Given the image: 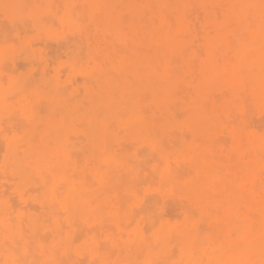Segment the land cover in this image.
Returning <instances> with one entry per match:
<instances>
[{"label": "rangeland", "instance_id": "obj_1", "mask_svg": "<svg viewBox=\"0 0 264 264\" xmlns=\"http://www.w3.org/2000/svg\"><path fill=\"white\" fill-rule=\"evenodd\" d=\"M33 1H34V3H36L35 7L37 5L40 7H43V8H46L48 6L50 8V14H48V15L42 14V15H40L42 17L38 16V17L34 18V16H33L34 15L33 14L34 8H33V9H29V11L32 10V13H31L32 15L30 16L28 13V18L27 17L24 18L25 14H27V12H28V11H26L23 13V15L22 14L19 15V19L21 17L22 20L21 19L19 20L18 16H17L14 19V21H12V18H10L7 14H4L3 12H1L2 10L0 11V31L3 30L2 32H0L1 33L0 34V42L2 43V44L0 43V68H1L0 69V127H1L0 128V156H1L0 157V213H1L0 219H3L4 221L8 220L10 222L13 221L12 224H16L18 222L17 217L21 214L20 219L22 221L20 220L19 227H20V230L22 231L23 235H29V233H36L34 236L37 235L36 240H38V242L34 238V241L36 242L35 244L37 245V243H39L38 245H40L41 249H43V248H45V249H44L43 254H42V252L40 253L41 256H39V257H41V258L38 260L37 255L39 254V250H41V249H39V246H37L39 250L38 249H36L37 251L35 250V252H34L36 254L35 258L33 257L34 254L32 255V257H31L32 263L36 259V260H38L37 261L38 264H42L41 262L39 263V261L40 260L42 261L45 259L44 262H46L48 264H61V263H63V264H79V263L80 264H91V263L92 264H110V263L111 264L112 263L119 264L120 263L119 261H121L120 260L121 256H124V254L126 252H130L129 250L134 251L137 247H139V242L137 240H130V235H129L130 232L133 233L134 231H136L138 234H142L145 239H149L150 237L152 239L158 233V231L161 228V225L163 223H167L170 226H171V224H172V226H180V224L182 223L181 221L186 220V218H190V215L194 219L195 225L197 228L203 229L204 231L208 230L207 225L201 221V218L203 216V212L200 210L199 206H197L195 204L193 205L192 202H189L187 197H186V194H185L186 193V190H185L186 185L189 184L193 180V178L195 177L194 170H196L197 166H199L203 162H205L206 158L207 159L208 158L210 159V157H211V159L213 158L212 160L210 159V162L215 163V165H216L215 172L219 173L218 174L219 179L221 177L224 178L225 175H227L225 178L228 177L227 178L228 181L226 179H223V178L218 180V183L216 184V186L219 184L220 185L230 184V182L232 184L233 181L231 180V178L233 177V175H235L236 170H237V172H239L240 169L244 167L243 173L240 171L241 172L240 178L244 181L245 187L243 188V190L247 191V192H244V196L249 194V191H248V187L250 185L249 181L252 178L256 177L253 174H256V173L258 174V171H256L255 173L252 172L251 176L252 175L253 176L252 177L250 176V178L248 177L251 173L250 169L253 168L252 158H253V151H254V147L251 145L249 139L254 134H264V103H259V102L255 101L254 99L250 98L249 93L245 90L240 91V94H243V96L242 95L240 96L239 92H235V91H231V90H228L227 92H224L225 90L221 91L222 87H216V88H200L199 87L200 83L202 81V76H201L202 65H200V64H203L202 63L203 60H205L207 57V49L206 48L208 46L207 41L204 42L203 40H206L204 38L206 37L207 34L215 35V33H216L215 30H216L217 26L214 25V22L217 23V22L222 21V19H223L222 14L227 12V9L230 6L228 4H227L228 6H226L225 3H227V2L229 3V1H226V0H224L223 2L221 0L216 1L217 3L222 2V4H225L224 5L225 8H222L223 5L222 6H220L219 4L217 5L215 0H177V1L170 0L169 3L172 2L173 4L169 5V3H167L165 6H164V4H161L157 0H153L154 6H151L152 4L150 5V0H127V1L125 0L126 2L125 1L123 2L122 0H120L121 2H123L121 5L119 4V2H120L119 0H110L116 6L114 8L115 10H113V11H115V12H113L114 15H118L119 18L121 17L120 22L123 21L121 19H123L125 17L128 18V20H127V18L125 19V21H127V22H125L126 25H125L124 21L121 23V25L119 22L120 26H118V29H119L122 36L125 35L124 39L126 38L125 42L128 44L127 46L131 50H133V53L136 55L135 56V63H136L137 68L139 67L141 71L139 72L138 71L139 68L138 69L136 68V70L134 72L129 71L127 73L128 74L127 77L123 78L120 75L121 72L118 73V72L114 71L115 74H113V70H111L112 72L110 70H107L106 73H108V74H105L106 78H104L103 80H106L108 85H109L107 88V91H106V97H107V103H108L106 105V107H108V108H106L105 105H103V103L101 104L97 100L90 98L88 96L89 90H92V89L96 90L94 88H96L97 83L99 81V79H95L96 75H97V72L95 69V62L97 61L98 56L95 55L92 57L91 55H93V54H90V52H88L89 50H91L92 47L94 48V46L97 45V42L99 44V41L97 40V38H95V37H97L96 36L97 35V29L96 28L97 27L95 26L96 27L95 28L91 23L87 22V25H86L87 33H85V31H84V33H82V34L80 32L79 35L78 34L73 35L72 33H76V31L73 32L72 31L73 29L69 28L70 26L68 27L67 25L63 24L58 18L59 14H60V10L62 8L61 7L62 5L59 2L62 1L61 3L63 4V0H33ZM199 1H200V3H199ZM230 1H233V0H230ZM175 2L177 4L179 2V5L174 4ZM117 3L120 5V7H119V5H117ZM185 3H187L189 5L186 6ZM210 3H213L210 6L212 9L209 8ZM146 4L147 5L149 4V5L146 6ZM214 4H216L217 6H215ZM167 5H168V7H166ZM174 5H177V6L175 7ZM204 5L206 6V8L208 7V9H205ZM163 6L166 8H164ZM171 6H174V7H171ZM178 6L181 8V9H179V11H178ZM188 6L190 8L191 7L192 8L190 9V8H188ZM219 6H220V8H218ZM130 7L133 9L132 11H131ZM150 8H153V9L155 8V9L152 10ZM170 8L171 9L173 8L172 11ZM174 8H176V9L174 10ZM193 8L197 9V10H194ZM213 8H215V9H213ZM58 9H60V10H58ZM216 9H217V11L221 10L220 13H218L219 11L216 12ZM125 11H127V13L129 11H131V13H129V17L127 16V13ZM175 11H176V13H175ZM189 11H191L192 13L191 12L189 13ZM157 12H158V14H156ZM162 12H164V13H162ZM171 12L174 15L170 14ZM197 12H198V14H197ZM124 13H126V14H124ZM98 14H99V12L97 13V15ZM220 14H221V16H220ZM154 15H156V16L154 17ZM167 15H169L168 18H170L171 23L169 22ZM122 16H123V18H122ZM161 16L163 17L162 19H161ZM172 16H173V18H171ZM217 16H218V18H217ZM219 16H220V19H219ZM30 17H33L35 20L33 18H30ZM43 17H45V18H43ZM205 17H208L207 18L208 21L205 20L206 19ZM41 18H43V19H41ZM142 18L146 19V20H143ZM179 18H182V19L185 18L187 20L186 21L184 19L186 21L185 23H187V24L184 25L183 28L180 30V32H178V34H177L178 35V38H177L178 44L182 48V54H177L175 52H169L165 56L155 54L153 52V50L156 51L157 49L160 48V46L156 40L157 33H159V31L163 27H165V29L163 28L162 30H168V29L171 30L172 27L174 29V27L177 25ZM36 19H38V20H36ZM158 19H159V21H158ZM216 19H219V21L218 20L216 21ZM147 20L151 24V26H150V24L147 23ZM23 22H24V25H26V26L23 25ZM18 24H20V25H18ZM159 24L162 26L164 24V26L160 27ZM174 24H175V26H173ZM210 24H212V25L209 26ZM147 26H149V27H147ZM213 26L214 27L216 26V28H213ZM230 26L233 27L234 24L230 23ZM205 27H206V30H204ZM202 29H203V31H205L204 33L201 31ZM210 29H211V31H210ZM149 30H151L150 35H148V33H150V32H148ZM32 31H34V32H32ZM70 31H72V32H70ZM208 31L212 34L208 33ZM137 32H139V33H137ZM140 32H142V33L140 34ZM181 32L183 35H180ZM24 33L26 35H24ZM152 34H153V36H155L154 37L155 40H153ZM150 36H151V38H150L149 43H150L151 47L154 46V48H153L152 52H150V55H147V54H145V47H144L145 44L143 41L147 40L144 37L149 38ZM5 37H6V39H5ZM88 37H90V38H88ZM93 38L95 39L94 42H93ZM140 38H142V39H140ZM151 39H152V43H151ZM16 40H18V41H16ZM75 41H76V44L80 43V45H81L80 47L83 48V49H81V51H82V55L84 54L83 55L84 58L82 56H80L81 52H78L76 47L73 46V43L75 44ZM139 41H141V42L139 43ZM71 42H73V43H71ZM201 42H204L205 44H203ZM92 43L96 44V45H93ZM156 43H157V45H156ZM33 44H34V46H33ZM42 45H43V47H42ZM191 45L193 46V49H192ZM48 46H49V48H48ZM187 46H190V49ZM200 47H201V49H200ZM84 48H85V50H84ZM72 49H74V51ZM184 49H185V51H184ZM223 49L222 48H219V50L217 49L216 53H215V57L217 56V54H219L218 56H221V57L218 58V56H217L216 58H214L215 61L217 60L216 63L218 64V67H220V68H226V66H228L232 60L234 61V54L232 55L231 52L225 51V49L224 50ZM223 51H225V53ZM183 53H185L186 55ZM190 53L192 54L193 57L191 56ZM201 54H204V57ZM188 55H190V56H188ZM23 56H24V58H23ZM46 56H47V58H46ZM140 56H141V58H140ZM183 56H184L185 60H183L184 59ZM32 57H33V59H32ZM95 57H96V60L93 59ZM170 57H171V59H170ZM176 57H178V58H176ZM202 57H203V59H202ZM165 58H167V59L165 60ZM80 59L83 60V62L78 64ZM168 59H170V62L167 63ZM175 59H177V60H175ZM218 59H220V60H218ZM229 59H230V61H228ZM33 60H34V62H33ZM150 60H153L152 63ZM189 60L191 61V63ZM161 61H162V63H159ZM192 61H193V64H192ZM88 62H90V63H88ZM188 62L190 64H188ZM195 62H197V63L194 64ZM149 63H151V64H149ZM169 63L172 65L169 66ZM35 64H36V66H35ZM152 64L153 65L155 64V66H156V64H158L157 65V67L159 66L158 68L154 66L157 70H155V68H149V66L152 67ZM219 64H220V66H219ZM41 65H42V67H41ZM142 65L143 66L146 65L147 67H144V68L147 70L149 68V70L148 71L146 70L147 72L145 70H143ZM177 65H178V67H177ZM65 66H66V68H65ZM84 66L86 69H84ZM191 66H193V67H191ZM15 68H17V69H15ZM193 68H194V72H193ZM154 70L157 72H154ZM166 70L169 72H166ZM176 70H177V72H176ZM195 70L197 71V73L199 75L197 73H195ZM199 70H200V72H198ZM158 71H161V72H158ZM14 72H16V73H14ZM143 72H146V73H143ZM170 72H171V75H169ZM174 72H175V74H174ZM135 73L138 74L139 75L138 77H140V78L137 79L134 76ZM116 74L118 77L116 76ZM193 74H194V76L196 74L197 75L194 77ZM31 75H33V76H31ZM112 75H114L115 77L114 76L112 77ZM129 75H130V77H129ZM141 75H143L144 78ZM177 75L179 76L178 77L179 79L177 78ZM94 76H95V78H94ZM44 77H45V82H44V79L41 80V78H44ZM169 77H170V79H169ZM171 78H173V79H171ZM131 79H133V81ZM87 81H89V82H87ZM155 82H156V84H154ZM135 83L138 85V87L135 90L140 89L139 92L141 93V94H139L138 91H136L135 94L137 96L134 95V90L131 89L132 87L135 86ZM144 83L145 84L147 83L146 84L147 88H141L140 87L141 86L140 84H144ZM176 84H178V85H176ZM23 85H24V87H22ZM69 87H70V90L68 89ZM180 87H181V92L179 91ZM18 89H19V91H18ZM63 89H64V91H63ZM129 89H131L133 91L131 92V90H129ZM14 90H15V92H14ZM116 90H118L117 91L118 94H116ZM123 90L127 92L128 96L123 95V93H122ZM182 90H184V91H182ZM8 91H9V93H8ZM129 91L131 92V94ZM142 91H144V93ZM160 91H162V92H160ZM55 92H57V93H55ZM145 92H148L149 94H146ZM154 92L155 93L158 92V93H156L157 96L155 95ZM178 92H180L179 93L180 95L178 94ZM221 92H223L222 93L223 96H224V93H226L224 97H226L227 99L224 98L223 96L218 95V94H221ZM52 93H53V95H52ZM74 93L78 96L74 95ZM181 93H182V95H181ZM216 93H218L217 95L219 96V98L216 97L217 95H214ZM171 94L172 95L174 94L175 96L173 95V97H172ZM229 94H230V96H229ZM233 94H234V96H233ZM54 95H56V96L58 95V97L56 98V96L54 97ZM66 95H68V96H66ZM146 95L148 96V98ZM244 95H245V97H244ZM246 95H248V96H246ZM61 96H62V98H61ZM73 96H75V97H73ZM110 96H111V98H110ZM135 96L138 99H142L143 101L136 99ZM178 96H181L180 99ZM196 96H198V97H196ZM174 97L177 99H175ZM214 97H215V99H214ZM54 98H56V99H54ZM169 98H170V100H169ZM182 98H184V99H182ZM208 98H210V99H208ZM238 98H240V99H238ZM146 99H148V100H146ZM236 99L238 100V102H237L238 104L235 102ZM72 100H74V101L72 102ZM86 100L87 101L89 100L91 102L86 103ZM181 100H183V101H181ZM205 100L207 102H205ZM40 101H42V103ZM134 101H137V103H135ZM170 101H171L172 105L170 104ZM227 101H228V103L226 104ZM239 101H241V103H239ZM204 103H205V106H204ZM242 103L244 106L242 105ZM41 104H42V106H41ZM85 104H88V105H85ZM173 104L174 105L176 104V106H177V104L182 105V106H177V107H179V108H177L176 106L174 107ZM183 104H184V107H183ZM200 104L202 106H204L206 109L204 107L202 108V106H200ZM99 105H103V106L101 107ZM130 105L132 106V109H130V107H129V109H130L129 110L128 106H130ZM169 105H171L170 106L171 107L170 112L168 111ZM233 105L235 107H232ZM39 107H40V109H39ZM50 107L52 108V110ZM57 107L60 109V111L58 110L59 113H61V112L63 113L64 109H68L74 114V121L71 125L72 130L69 133V135H71V136H69L68 138H69L70 143H72V145L76 146L77 149L75 150V152L72 153L73 156H72V161H71L70 165L69 164H57V163L51 162V163H39L38 166H34V165H32V162L38 161L40 156H37V155H39L38 151H32L31 148L40 142V137L38 136V134H34L35 136L34 135L28 136L29 135L28 134L29 124H31V123L33 124V121L29 122L30 119L26 115H24L23 111H24V109L26 110V108H27L29 111H31V113L34 117H37L39 115L37 118L33 117V120L35 122L34 124L37 125L40 123V125L42 127V124L44 123L43 121L44 120L47 121V120L51 119V116L53 115V111L54 110L57 111V109H58ZM99 107H100V113L101 114L98 111ZM137 107H139V108H137ZM181 107L184 109H182ZM55 108H57V109H55ZM79 108H81V109H79ZM95 108H96V110H95ZM133 108H136V109H133ZM189 108L190 109L195 108V109L194 110L192 109L193 112L192 111L190 112ZM185 109L187 111L188 110L189 111L186 112ZM215 109H217L218 111ZM228 109H229V111H228ZM131 110H133V111L135 110L136 112H132ZM130 111L132 112V114L134 116L133 118H130V116H132ZM230 111H231V113H230ZM16 112H18V113H16ZM140 112H141V114H140ZM215 112H217V113L221 112L219 115L223 119L221 118V120H220V116L219 117L216 116L218 114L215 115ZM104 113H105V115H104ZM115 113L117 114L116 115L117 117L115 116ZM183 113L186 115H184ZM198 113H201L205 117H207L206 126L203 129H199V130L197 128H195V119H196V115ZM98 114H100L101 116ZM127 114H129V115L127 116ZM148 115H149V117H148ZM210 115H211V117L209 118ZM9 116H11V117H9ZM105 116L107 117L106 119H104ZM56 117H58V115ZM56 117L53 116V119H55L56 121H59L60 120L59 117L58 118H56ZM214 117H216V118H214ZM239 117H241V118L239 119ZM136 119H144V121L146 122L145 127H147V129H149L148 130L149 134H148L147 138L150 142L144 141L141 138V136H139V135L131 134V132H130V127L132 126L131 123ZM227 119L229 120V122ZM159 120H161V121H159ZM216 121H218L217 124H215ZM1 122H2V124H1ZM210 122H212V125ZM91 124H93L94 127L98 130V133L96 134V129H94V131H95L94 133H95V136H97L98 141L95 142L96 143L95 146L90 147V144L86 141L84 131L88 127H91ZM19 125H20V127H19ZM207 125H208V127H207ZM237 125H239V126H237ZM26 126H28V128H26ZM37 126H39V125H37ZM108 126H112V127L108 128ZM122 126H124V128ZM222 126H224V127H222ZM82 127H84L85 129ZM115 127H117V128H115ZM227 127H229V128H227ZM234 127H235V129H234ZM14 128H16L17 131ZM23 128H26V129H23ZM154 128H155V130H154ZM245 128H246V130L244 131ZM211 130H212V133H211ZM221 130H223V131H221ZM3 131H5V132H3ZM108 131L110 132V135H109ZM213 131H214V133H213ZM215 131H216V133H215ZM225 131H226V133H225ZM235 132H237L239 138L237 137V134H235ZM231 133H232V135H229ZM243 133H244V135H243ZM184 135H185V137H184ZM202 135H204V136H202ZM227 135H229V136H227ZM26 136H28V137H26ZM32 136L35 137L34 138L35 140L37 137V139H38V140H36L37 142H35V140L34 141L32 140L33 139ZM24 137H25V141L22 140V142H21V139H23ZM26 138H28V139L26 140ZM52 138L54 139V137H52ZM52 138L49 139L50 140V145H49L50 148H53V150L55 149L57 152L58 151L59 152L65 151L67 149V148L65 149L64 147L55 144V140L53 141ZM206 138H207V140H206ZM55 139H56V137H55ZM220 139H222V140H220ZM223 139H225V140H223ZM17 140H19L20 142ZM79 141H80V143H79ZM135 141H138L137 142L138 144L134 143ZM207 141H209V142L207 143ZM10 142L15 143V145L18 148L20 158H22L21 161L23 162V169H21V172L19 171V173H21V175H19L17 173L13 164L10 161L8 162V160H7L8 158L6 156L8 155L7 154L8 153L7 152L8 151V144ZM51 143H53V144H51ZM181 143H183V144H181ZM236 143L238 145H236ZM240 144L242 145V147ZM112 145H114V146H112ZM18 146L19 147L21 146V148H19ZM213 146H215V148H212ZM226 146H228V147H226ZM236 146H237V149L234 151L233 149H235ZM172 147H174V148H172ZM232 147H233V149H232ZM194 148H196V151H198L200 153L201 159H199L200 157L199 158L191 157V155L195 151ZM239 148H240V150H239ZM109 149H111V150H109ZM213 150H215V151H213ZM217 150H218V152H217ZM24 151L27 152L26 155H24ZM33 153H35V154H33ZM56 153H54V154H56ZM94 153L96 154V158L94 157L95 156ZM213 153H214V156H213ZM218 153H219V155H218ZM54 154L52 156H54ZM75 154H77V155H75ZM226 154H229V155H226ZM215 155H217V156H215ZM241 155H242V157H241ZM27 156L28 157L30 156V157L28 158ZM89 156L92 157V160H90L91 157L89 159ZM250 156H251V158H250ZM26 157L28 158L27 161H26ZM93 157L95 159H93ZM32 158H34L35 160H32ZM216 158L217 159L219 158L223 161L219 162V160L217 161ZM79 159H80V161H79ZM225 159H227V160H225ZM77 160L80 163L77 164ZM196 160H198V162H196ZM232 160L234 162H232ZM227 161H229V162H227ZM235 161H236V164H234ZM206 162H209V161L207 160ZM224 162L226 163L225 166H224ZM220 163L222 165H219ZM52 165H53V167H52ZM193 165H194V167H193ZM236 165L238 166L237 168L240 167L239 170L237 168H235ZM44 166H46V168ZM174 166H176V167H174ZM49 167H51V168H49ZM227 167H228V169H230V167H231V170H230L231 174L227 173L228 172V170H226ZM245 167H246V170H245ZM248 167H250L249 170H248ZM59 168H60V170H59ZM109 168H110V170H109ZM232 169L233 170L236 169L235 172ZM54 170H55V172H54ZM172 170L174 171L173 173H172ZM176 170H177V172H176ZM44 171L46 173H44ZM80 171H81V173H79ZM110 171H112V172L110 173ZM221 172L222 173L224 172L225 174L221 175ZM1 173H4V174L1 175ZM103 173H104V175H103ZM192 173H194V174H192ZM80 174H81V176H80ZM259 174H261V172ZM121 175L123 177H125V179L123 178L121 180ZM241 175H243V177ZM36 176H37V178H36ZM47 176H51V178L47 177ZM69 176H71L72 178H70ZM46 177H47V179H46ZM174 177L176 179H174ZM41 178H43L44 182L41 181ZM68 179H71V180L75 179L76 181L78 180L77 182L82 187H84V185H85L84 188L88 189L87 191H89L92 194L90 199L92 198V199L96 200V198L98 197L97 195L102 194V196L100 195V197H98L96 201H92V199H91L90 202L95 203V202L104 200V202L101 201V202L96 203V204H99V206H101L102 202H103L104 207L107 206V208H105L106 212H105L104 208H103V210H101V211L105 212V213L102 212V214H104V216H102V215L100 216L101 213L98 214V216H97L96 214H94V212H93V214H90V215L85 214V213L80 212V211H73V212H71L72 214L68 213L65 210H62V208L59 207L60 206L59 204L57 205L56 202H58V201L56 199H55L56 202H54V199L52 200L48 197V196H50V189L54 190L56 187H57L55 189V191H57V193L55 192L56 195H58V194H60V196L63 195L65 188H66L65 187L66 181ZM245 179L248 180L247 183H246ZM118 180L120 181L121 184H119L117 186V184L119 183ZM155 180H157V181H155ZM262 180H261V182H262ZM50 181H51V183L49 184L48 182H50ZM146 183H148V184H146ZM64 184H65V186H64ZM97 184H98V186H96ZM115 184H116V186H114ZM46 185H47V187H45ZM88 185L89 186L91 185L92 187L91 186L89 187ZM113 187L115 190L113 189ZM122 187H124V188H122ZM131 187H132V189H131ZM256 187L254 188L255 192H256V190L259 189L260 186H258L257 188ZM28 188H30V189H28ZM20 192H22V194ZM95 192L97 193V195L95 194ZM258 193H260L259 190H258ZM119 194H121V195H119ZM94 195H96L97 197L95 196V198H93ZM8 197H10V198H8ZM46 197H47V199H46ZM111 197H112L113 201H112ZM131 198H133V199H131ZM130 199H131V201H130ZM118 200H120V201H118ZM128 201H130V202L128 203ZM48 202L49 203L51 202L50 206L52 204L53 205L55 204V206L56 205L57 206L55 207L52 205L51 207H53V208H51L50 206H48L49 205ZM163 203H165V204H163ZM43 204H46V206H48V207H45V205L43 206ZM96 204L93 205L91 203V205H93L92 206L93 211H95L97 209L95 207ZM119 204H121V205H119ZM122 205H123V207H122ZM141 205H143V206H141ZM96 206H98V205H96ZM99 206H98V208H99ZM109 207L111 209L107 213V210L109 209ZM50 208L53 209L51 212L52 215H54L53 217H52L51 213L48 212V210ZM184 208H186V209H184ZM46 209H48V210H46ZM139 209H140V211H139ZM246 209H247L246 205H244V204L240 205V210L244 213V215L249 214V216L252 215L251 217H254V215L250 214L249 211L247 212ZM24 210L27 212H25ZM115 210L116 211L118 210V211L115 212ZM217 210L218 209L216 208L215 212ZM12 212H14V213H12ZM112 212L116 213L115 215L117 217L114 214H112ZM145 213H146V215H145ZM43 214L45 217L43 216ZM61 214L63 216H61ZM76 214H77V216H76ZM108 214H110L111 216ZM147 214H148V218L150 217L149 219L147 218ZM10 215H11V217H10ZM48 215H49V217H48ZM257 215H258L257 219L262 218V215H259V214H257ZM34 216H36V217H34ZM37 216L39 217V221L37 220L38 219ZM136 216H137V218H136ZM58 217H59V219H58ZM102 217H105V218H103V220L105 221L103 223V225L108 227V228H105L103 226H101V228H100L99 221L102 219ZM145 217L148 220L147 219L145 220ZM154 217H155V220H154ZM110 218L111 219L115 218L116 220H111L112 222L110 220H108L110 222H107L106 219H110ZM134 218H135V221H134ZM178 218H179V220H177ZM130 219H131V221H129ZM30 221H32V222L36 221V222L31 223ZM37 221L39 223H37ZM113 221H115V223H117L116 226H115V223ZM122 221H123V224H122ZM73 223H75V224H73ZM77 224H79V225H77ZM107 224H109V225L112 224L111 225L112 227L110 228L109 225H107ZM120 224H122V225L120 226ZM97 225H98V227H96ZM30 227H31V229H30ZM38 227H39V230H38ZM118 227H120V228L122 227V229H121L122 231ZM53 228H55V229H53ZM58 228L60 229L59 231H64V232H61L60 234H58L57 233ZM102 228H104V229H102ZM113 230L115 231L114 234H113V232H114ZM13 232H14V234H13ZM218 232H220L219 236L217 235V231H215V234L218 237L221 236L222 240L220 241L219 238H217V237L216 238H217L218 242L219 241L223 242L225 240L224 233L221 229ZM122 233H124V234H122ZM127 233L129 235L128 236L129 239H127L128 237H126ZM44 234H45V236H44ZM5 235H7L8 237L4 236L3 233L0 232V244H1L0 245V259L4 253L8 252L7 249L9 247H10L9 251H11L13 249V245L15 242H13L14 240L12 241V238L15 239V236L17 234L15 233V231H11V232H7ZM122 235H123V238H122ZM39 237H40V240H39ZM113 238L116 240H114ZM112 241H113V243L115 241H117V242H115V245H114L112 243ZM170 241H171V244H170ZM134 242H135V244H134ZM175 242L176 241L174 239V236H171L169 238V244H170L169 245V252L172 255V253H173L172 250L175 249L174 253H173V256H175V257H174V259H171L170 261L171 262L173 261L172 262L173 264H178L177 259H178L179 255H178V252L176 249V243ZM128 243L131 245L133 244L132 247H130L131 245L129 246ZM69 245H70V247H69ZM106 245H108V246H106ZM43 246H45V247H43ZM109 246H110V248H109ZM118 246H120V247H118ZM106 247H107L108 251L110 250L111 254H109L107 252V250L102 251V250H105ZM115 247H116V249H115ZM123 247H125L124 249H126V250H122V251L123 252L126 251V252H124L123 255H121V254L119 255V253H121L119 251V249L120 248L123 249ZM91 249H93L94 251ZM136 251H137L136 253L138 254V252L140 250H136ZM100 252H101V254H100ZM114 252H115V255H114ZM56 253H58L59 255ZM98 253L100 254V256L98 255ZM103 254H104V256H103ZM126 254H128V253H126ZM140 255H137L139 259H141V257H139ZM69 256H71V257L73 256V259H69L68 258ZM106 256H112L111 260L107 259L108 261H105L104 258H107ZM86 258H87V260L85 261ZM33 264H37V263H33ZM159 264H165V263L163 261L162 263H159Z\"/></svg>", "mask_w": 264, "mask_h": 264}, {"label": "bare ground", "instance_id": "obj_2", "mask_svg": "<svg viewBox=\"0 0 264 264\" xmlns=\"http://www.w3.org/2000/svg\"><path fill=\"white\" fill-rule=\"evenodd\" d=\"M120 1V0H119ZM123 2L125 0H122ZM127 1V0H126ZM125 1V2H126ZM159 1L161 4H164V6L169 3L170 0H157ZM177 1V0H175ZM218 1V0H215V2ZM222 2L224 0H221ZM226 1H229V3H225ZM224 3L226 4V6L230 5L229 8L227 9V12H225L223 15V19L221 22H214V25L216 26L213 28H216V33L215 35H209L207 34L206 37L204 39L206 40H203L204 42L207 41L208 43V46H207V57L205 60H203V64H200L202 65V73H201V76H202V81L200 83V88H216V87H222L221 91L222 90H225L224 92H227L228 90H231V91H235V92H239V95L243 96V94H240V91L242 90H245L249 93V96L250 98L254 99L255 101L259 102V103H264V0H233V1H230V0H226ZM54 2V1H53ZM62 1H60L59 3L62 5L60 9V14H59V20L67 25L69 28H72L71 30L74 32L76 31V33H72L73 35L75 34H78L81 32L84 33H87L86 29V25H87V22L91 23L96 29H97V40L99 41V44L97 42V45L96 44H93V45H96L94 46V48L92 47L91 50H87L88 52H90V54H93L91 55L92 57L97 55L98 56V59L97 61L95 62V69H96V72H97V75H96V78L94 76L95 79H99L98 83H97V86L96 90H89L88 92V96L90 98H93L95 100H97L98 102H100L101 104L103 103V105H106L108 104L107 103V97H106V91H107V88H108V83L106 80H103L104 78H106V75L105 74H108L106 73L107 70H113V74H115V72H118L120 73L121 72V77L123 78H126L127 77V73L129 71H132L134 72L137 68L136 66V63H135V54L133 53V50H131L127 45V43L125 42L126 38L124 39V36L121 35L119 29H118V26L121 25V23L125 21V18H122L121 20H123L122 22H120V18L118 15H114L113 10H115L114 8L116 7L115 4L110 1V0H63V4L61 3ZM123 2H119V4L121 5ZM152 2V3H151ZM174 2V1H173ZM191 2V1H190ZM196 2V1H195ZM205 2V1H204ZM222 2H216L217 5L219 4L220 6L223 5L222 8H225V4H222ZM58 3V4H59ZM116 3V2H115ZM133 3V2H132ZM200 3V1H199ZM207 3V2H206ZM54 4V3H53ZM59 4V5H60ZM117 3V5H119ZM152 4V5H151ZM154 2L153 0L151 1L150 0V5L151 6H154L153 5ZM170 4H173L172 2L169 3ZM174 4H177L176 2ZM186 6L189 5L187 3H185ZM205 4V3H204ZM208 4V3H207ZM211 4L213 3H210L209 5V8H211ZM228 4V5H227ZM36 3H34L33 0H0V11L3 12L4 14H7L10 18H12V21H14V19L18 16V19H19V15H23L24 12L28 11L27 14H25L24 18H28V13L29 15L31 16L32 14V10L29 11V9H33V16L34 18L42 15V14H50V8L47 6L46 8H43V7H40V6H36ZM119 5V7H120ZM149 5V4H148ZM146 4V6H148ZM179 5V2L178 4ZM177 5H174L175 7ZM197 5V4H196ZM199 5V4H198ZM215 6H217L216 4H214ZM55 6V5H54ZM150 6V7H151ZM163 6V7H164ZM174 6H171V7H174ZM202 6V5H201ZM208 6V5H207ZM213 6V5H212ZM220 6L218 8H220ZM53 7V6H52ZM59 7V6H58ZM132 7V6H131ZM130 7V8H131ZM168 7V5L166 6ZM164 7V8H166ZM170 7V6H169ZM205 9H208V7L206 8V6L204 5ZM188 8H190L188 6ZM192 8V7H191ZM190 8V9H191ZM152 10H154L153 8H150ZM168 9V8H167ZM171 9V8H170ZM173 9V8H172ZM171 9V11H172ZM176 8H174L175 10ZM179 9H181L179 6H178V11ZM189 9V10H190ZM194 9V8H193ZM192 9V10H193ZM200 9V8H199ZM212 9V8H211ZM215 9V8H213ZM53 10V9H52ZM133 9L131 8V11ZM191 10V11H192ZM194 10H197V9H194ZM131 11H129L127 13V11H125L127 13V16L129 17V13H131ZM168 11V10H167ZM177 11V10H176ZM175 11V13H176ZM188 11V10H187ZM189 11V13L191 12ZM219 11V12H218ZM216 9V12L220 13L221 10H218ZM99 12V16L97 15V13ZM58 13V12H57ZM124 13V14H126ZM148 13V12H147ZM164 13V12H162ZM174 13V12H173ZM192 13V12H191ZM201 13V12H200ZM158 14V12L156 13ZM168 14V13H167ZM172 14V12L170 13ZM169 14V15H170ZM196 14V13H195ZM198 14V12H197ZM202 14V13H201ZM216 14V13H215ZM27 15V16H26ZM148 15V14H147ZM165 15V14H164ZM163 15V16H164ZM167 15V18L168 16ZM174 15V14H172ZM194 15V14H193ZM50 16V15H49ZM150 16V15H149ZM153 16V15H152ZM156 15H154L155 17ZM191 16V15H190ZM195 16V15H194ZM211 16V15H210ZM221 16V14H220ZM220 16H219V19H220ZM42 17V16H40ZM142 17V16H141ZM30 18H33V17H30ZM33 18V19H34ZM45 18V17H43ZM41 18V19H43ZM144 18V17H143ZM142 18V19H143ZM152 18V17H151ZM163 17L161 16V19ZM166 18V19H167ZM173 18V16L171 17ZM206 21L208 17H205ZM218 18V16H217ZM21 19V17H20ZM19 19V20H20ZM169 19V22H170V18ZM185 19V18H184ZM182 19V18H179L178 19V22H177V25L175 26V24L172 27L171 30H162L163 28L165 29L164 24L163 26L159 24L160 27H163L161 28V30L159 31V33H157V37H156V40L160 46L159 49H157L156 51L153 50L154 46L151 47L149 41H150V38H147V37H144L146 38L147 40L143 41L144 42V47H145V54L147 55H150V52H153L157 55H161V56H165L167 53L169 52H175L177 54H182V48L181 46L178 44V32H180V30L183 28L184 25H186L187 23H185L186 21ZM219 19H216V21ZM18 20V21H19ZM22 20V19H21ZM27 20V19H26ZM35 20V19H34ZM38 20V19H36ZM128 20V18H127ZM143 20H146V19H143ZM172 20V19H171ZM184 20V21H183ZM192 20V19H191ZM203 20V19H202ZM159 21V19H158ZM157 21V22H158ZM199 21V20H198ZM26 22V21H25ZM29 22V21H28ZM32 22V21H31ZM30 22V23H31ZM38 22V21H37ZM42 22V21H41ZM119 22H120V25H119ZM145 22V21H144ZM143 22V23H144ZM195 22V21H194ZM15 23V22H14ZM34 23V22H33ZM36 23V22H35ZM40 23V22H39ZM147 23L150 24L147 20ZM171 23V22H170ZM185 23V24H184ZM202 23V22H201ZM204 23V22H203ZM216 23V24H215ZM219 23V24H218ZM230 23L234 24L233 27L230 26ZM38 24V23H37ZM36 24V25H37ZM153 24V23H152ZM157 24V23H156ZM155 24V25H156ZM194 24V23H193ZM20 25V24H18ZM23 25H24V22H23ZM126 25V23H125ZM212 24H210L209 26H211ZM12 26V25H11ZM26 26V25H24ZM55 26V25H54ZM66 26V27H67ZM151 26V24H150ZM208 26V25H207ZM16 27V26H15ZM59 27V26H58ZM89 27V26H88ZM145 27V26H144ZM149 27V26H147ZM195 27V26H194ZM199 27V26H198ZM201 27V26H200ZM21 28V27H20ZM25 28V27H24ZM68 28V29H69ZM143 28V27H142ZM208 28V27H207ZM211 28V27H210ZM212 28V29H213ZM29 29V28H28ZM201 29V28H200ZM209 29V28H208ZM24 30V29H23ZM121 30V29H120ZM123 30V29H122ZM139 30V29H138ZM206 30V27L205 29ZM3 31V30H2ZM0 31V32H2ZM30 31V30H29ZM69 31V30H68ZM70 31V32H72ZM91 31V30H90ZM140 31V30H139ZM203 33L205 31H203V29L201 30ZM211 31V29H210ZM214 31V32H215ZM18 32V31H17ZM34 32V31H32ZM31 32V33H32ZM146 32V31H145ZM148 32V35L151 34V30H149ZM198 32V31H197ZM12 33V32H11ZM139 33V32H137ZM136 33V34H137ZM142 32H140L141 34ZM154 33V32H153ZM208 33H210L208 31ZM1 34V33H0ZM71 34V35H72ZM212 34V33H210ZM24 35H26L24 33ZM72 35V36H73ZM77 35V36H78ZM94 35V36H95ZM145 35V34H144ZM180 35H183L182 32L180 33ZM200 35V34H199ZM203 35V34H202ZM19 36V35H18ZM76 36V37H77ZM140 36V35H139ZM153 36V34H152ZM25 37V36H24ZM143 37V36H142ZM155 36H153V40H155L154 38ZM79 38V37H78ZM90 38V37H88ZM186 38V37H185ZM202 38V37H201ZM6 39V37H5ZM42 39V38H41ZM135 39V38H134ZM142 39V38H140ZM43 40V39H42ZM46 40V39H45ZM77 40V39H76ZM79 40V39H78ZM94 38H93V42H94ZM18 41V40H16ZM44 41V40H43ZM137 41V40H136ZM142 41V40H141ZM139 41V43L141 42ZM47 42V41H46ZM138 42V41H137ZM142 42V43H143ZM204 42H201L203 44H205ZM1 43V42H0ZM10 43V42H9ZM51 43V42H50ZM59 43V42H58ZM73 43V42H71ZM89 43V42H88ZM141 43V44H142ZM151 43H152V39H151ZM196 43V42H195ZM2 44V43H1ZM40 44V43H39ZM42 44V43H41ZM140 44V45H141ZM154 44V43H153ZM48 45V44H47ZM50 45V44H49ZM65 45V44H64ZM69 45V44H68ZM76 45V46H75ZM91 45V44H90ZM137 45V44H136ZM139 45V44H138ZM157 45V43H156ZM34 46V44H33ZM73 46L76 47L77 51L78 52H81V55H82V51L81 49H83L82 47H80V43L76 44V41H75V44L73 43ZM195 46V45H194ZM43 47V45H42ZM89 47V46H88ZM157 47V46H156ZM186 47V46H185ZM189 49H190V46H187ZM192 49H193V46L191 45ZM28 48V47H27ZM49 48V46H48ZM87 48V47H86ZM133 48V47H132ZM184 48V47H183ZM195 48V47H194ZM204 48V47H203ZM219 48H224L225 51H229L232 53V55L234 54V61L226 66V68H220L218 67V64L216 63L215 59L219 54H217V56L215 57V53H216V50ZM26 49V48H25ZM90 49V48H89ZM93 49V50H92ZM138 49V48H137ZM201 49V47H200ZM223 49V50H224ZM48 50V49H47ZM74 51V49H72ZM85 50V48H84ZM25 51V50H24ZM58 51V50H57ZM137 51V50H136ZM185 51V49H184ZM189 51V50H188ZM199 51V50H198ZM222 51V50H221ZM225 51H223L225 53ZM56 52V51H55ZM144 52V51H143ZM191 52V51H190ZM196 52V51H195ZM219 52V51H218ZM47 53V52H46ZM45 53V54H46ZM65 53V52H64ZM141 53V52H140ZM139 53V54H140ZM203 53V52H202ZM223 53V54H224ZM58 54V53H57ZM68 54V53H67ZM185 54V53H183ZM191 54V53H190ZM222 54V53H221ZM50 55V54H49ZM88 55V54H87ZM169 55V54H168ZM167 55V56H168ZM186 55V54H185ZM184 55V56H185ZM197 55V54H196ZM203 55L204 57V54H201ZM142 56V55H141ZM140 56V58H141ZM146 56V55H145ZM144 56V57H145ZM183 56V58H184ZM190 56V55H188ZM192 56V54H191ZM22 57V56H21ZM31 57V56H30ZM153 57V56H152ZM173 57V56H172ZM193 57V56H192ZM202 57V59H203ZM221 56H218V58H220ZM24 58V56H23ZM47 58V56H46ZM45 58V59H46ZM70 58V57H69ZM84 58V57H83ZM178 58V57H176ZM233 58V57H232ZM33 59V57H32ZM44 59V60H45ZM96 60V57L93 58ZM167 58H165L166 60ZM171 59V57H170ZM170 59H168L167 63L170 62ZM189 59V58H188ZM43 60V59H42ZM54 60V59H53ZM73 60V59H72ZM78 60V59H77ZM85 60V59H84ZM155 60V59H154ZM163 60V59H162ZM177 60V59H175ZM182 60V59H181ZM185 60V58L183 59ZM220 60V59H218ZM224 60V59H223ZM76 61V60H75ZM151 63L153 60H150ZM172 61V60H171ZM190 61V60H189ZM230 61V59L228 60ZM31 62V61H30ZM34 62V60H33ZM43 62V61H42ZM41 62V63H42ZM83 60L80 59V61L78 62L79 63H82ZM181 62V61H180ZM222 62V61H221ZM9 63V62H8ZM85 63V62H84ZM90 63V62H88ZM149 63V64H151ZM159 63H162L159 62ZM158 63V64H159ZM182 63V62H181ZM191 63V61H190ZM188 62V64H190ZM197 62H195L194 64H196ZM201 63V62H200ZM224 63V62H223ZM56 64V63H55ZM77 64V65H78ZM86 64V63H85ZM155 66V64L153 65L152 64V67L149 66V68H155L157 67V65ZM174 64V63H173ZM178 64V63H177ZM187 64V63H186ZM192 64H193V61H192ZM221 64V63H220ZM219 64V66H220ZM50 65V64H49ZM54 65V64H53ZM144 65V64H143ZM142 65V69L143 70H147L145 69L144 67H147L146 65L143 66ZM172 65L169 63V66ZM181 65V64H180ZM185 65V64H184ZM199 65V64H198ZM197 65V66H198ZM222 65V64H221ZM18 66V65H17ZM36 66V64H35ZM155 66V67H154ZM161 66V65H160ZM168 66V67H169ZM5 67V66H4ZM42 67V65H41ZM68 67V66H67ZM77 67V66H76ZM159 67V66H158ZM157 67V68H158ZM167 67V68H168ZM178 67V65H177ZM193 67V66H191ZM50 68V67H49ZM66 68V66H65ZM81 68V67H80ZM139 68V67H138ZM137 68V69H138ZM148 68V70H149ZM195 68V67H194ZM194 68H193V72H194ZM1 69V68H0ZM17 69V68H15ZM51 69V68H50ZM84 69L85 66H84ZM88 69V68H87ZM171 69V68H170ZM169 69V70H170ZM184 69V68H183ZM63 70V69H62ZM147 70V71H148ZM155 70H157L155 68ZM154 72H157L155 71ZM163 70V69H162ZM168 70V69H167ZM166 72H169L167 71ZM178 70V69H177ZM176 70V72H177ZM182 70V69H181ZM15 71V70H14ZM18 71V70H17ZM86 71V70H85ZM115 71V72H114ZM139 72L141 71L140 68L138 70ZM146 71V72H147ZM183 71V70H182ZM49 72V71H48ZM58 72V71H57ZM62 72V71H61ZM66 72V71H65ZM64 72V73H65ZM81 72V71H80ZM109 72V71H108ZM112 72V71H111ZM146 72H143V73H146ZM158 72H161V71H158ZM200 72V70L198 71ZM16 73V72H14ZM137 73V72H136ZM134 74V76L138 79L140 77H138L139 75L138 74ZM182 73V72H181ZM195 73H197V71L195 70ZM42 74V73H41ZM112 74V73H111ZM157 74V73H156ZM175 74V72H174ZM173 74V75H174ZM198 74V73H197ZM196 74V75H197ZM119 75V74H118ZM131 75V74H130ZM129 75V77H130ZM169 75H171V72L169 73ZM172 75V76H173ZM195 75V76H196ZM199 75V74H198ZM33 76V75H31ZM114 75H112L113 77ZM117 76V74H116ZM143 77V75H141ZM171 76V77H172ZM176 76V75H175ZM194 76V74H193ZM194 76V77H195ZM10 77V76H9ZM25 77V76H24ZM28 77V76H27ZM42 77V76H41ZM61 77V76H60ZM59 77V78H60ZM115 77V76H114ZM118 77V76H117ZM141 77V78H142ZM179 76L177 75V78ZM93 78V79H94ZM144 78V77H143ZM151 78V77H150ZM175 78V77H174ZM183 78V77H182ZM199 78V77H198ZM197 78V79H198ZM33 79V78H32ZM44 79V82H45V77L44 78H41V80ZM81 79V78H80ZM83 79V78H82ZM91 79V78H90ZM89 79V80H90ZM94 79V80H95ZM170 79V77H169ZM173 79V78H171ZM179 79V78H178ZM187 79V78H186ZM6 80V79H5ZM133 81V79H131ZM91 81V80H90ZM160 81V80H159ZM22 82V81H21ZM67 82V81H66ZM89 82V81H87ZM120 82V81H119ZM161 82V81H160ZM185 82V81H184ZM80 83V82H79ZM93 83V82H92ZM194 83V82H193ZM29 84V83H28ZM49 84V83H48ZM121 84V83H120ZM147 84V83H146ZM145 83L144 84H140L139 86L141 88H147V85ZM156 84V82L154 83ZM159 84V83H158ZM162 84V83H161ZM168 84V83H167ZM6 85V84H5ZM80 85V84H79ZM178 85V84H176ZM136 86V87H135ZM135 88L132 87L131 89L134 90V95L136 91H138L139 94H141L139 92L140 89L138 90H135L138 85L135 83ZM153 86V85H152ZM16 87V86H15ZM24 87V85L22 86ZM46 87V86H45ZM119 87V86H118ZM161 87V86H160ZM59 88V87H58ZM114 88V87H113ZM112 88V89H113ZM224 88V89H223ZM16 89V88H15ZM21 89V88H20ZM30 89V88H29ZM28 89V90H29ZM46 89V88H45ZM67 89V88H66ZM70 90V87L68 88ZM115 89V88H114ZM129 89V90H131ZM175 89V88H174ZM185 89V88H184ZM227 89V90H226ZM61 90V89H60ZM68 90V91H69ZM78 90V89H77ZM131 90V92L133 91ZM10 91V90H9ZM8 91V93H9ZM19 91V89H18ZM59 91V90H58ZM64 91V89H63ZM80 91V90H79ZM118 90H116V94ZM146 91V90H145ZM176 91V90H175ZM181 92V87H180V90ZM184 91V90H182ZM186 91V90H185ZM213 91V90H212ZM244 91V92H245ZM15 92V90H14ZM17 92V91H16ZM61 92V91H60ZM130 92V91H129ZM130 92V94H131ZM144 93V91H142ZM162 92V91H160ZM173 92V91H172ZM178 92V94L180 93ZM7 93V94H8ZM57 93V92H55ZM76 93V92H75ZM74 93V95H76ZM80 93V92H79ZM123 95L125 96H128L127 92L126 91H122ZM146 94H149L148 92H145ZM155 93V92H154ZM158 93V92H156ZM155 93V95H156ZM212 93V92H211ZM223 92H221V94H214V95H220V96H223L222 95ZM62 94V93H61ZM71 94V93H70ZM175 94V93H174ZM173 94V95H174ZM213 94V93H212ZM226 93H224V96H225ZM245 94V93H244ZM20 95V94H19ZM53 95V93H52ZM145 95V94H144ZM151 95V94H150ZM154 95V94H153ZM154 95V96H155ZM161 95V94H160ZM173 95L171 94V96L173 97ZM180 95V94H179ZM182 95V93H181ZM216 96L219 98V96ZM56 95H54L55 97ZM68 96V95H66ZM78 96V95H76ZM81 96V95H80ZM112 96V95H111ZM110 96V98H111ZM137 96V95H136ZM135 96V97H136ZM141 96V95H140ZM147 96V95H146ZM157 96V95H156ZM155 96V97H156ZM170 96V97H171ZM175 96V95H174ZM192 96V95H191ZM223 96V97H224ZM230 96V94H229ZM234 96V94H233ZM248 96V95H246ZM12 97V96H11ZM58 97V95L56 96V98ZM75 97V96H73ZM143 97V96H142ZM179 99L181 96H178ZM183 97V96H182ZM188 97V96H187ZM198 97V96H196ZM195 97V98H196ZM209 97V96H208ZM213 97V96H212ZM245 97V95H244ZM243 97V98H244ZM2 98V97H1ZM7 98V97H6ZM52 98V97H51ZM54 98V99H56ZM62 98V96H61ZM79 98V97H78ZM146 98V97H145ZM148 98V96H147ZM175 98V97H174ZM193 98V97H192ZM207 98V97H206ZM221 98V97H220ZM226 98V97H224ZM232 98V97H231ZM230 98V99H231ZM8 99V98H7ZM75 99V98H74ZM136 99H138L136 97ZM177 99V98H175ZM184 99V98H182ZM210 99V98H208ZM215 99V97H214ZM227 99V98H226ZM240 99V98H238ZM251 99V100H252ZM4 100V99H3ZM46 100V99H45ZM44 100V101H45ZM68 100V99H67ZM138 100H142V99H138ZM137 100V101H138ZM148 100V99H146ZM170 100V98H169ZM190 100V99H189ZM188 100V101H189ZM207 100V99H206ZM205 100V102H207ZM222 100V99H221ZM237 100V99H236ZM235 102L237 103L238 100ZM244 100V99H243ZM2 101V100H1ZM74 100H72L73 102ZM137 101H134L135 103H137ZM143 101V100H142ZM178 101V100H177ZM183 101V100H181ZM186 101V100H185ZM245 101V100H244ZM42 103V101H40ZM50 102V101H49ZM71 102V103H72ZM80 102V101H79ZM84 102V101H83ZM91 101H87L86 100V103H89ZM176 102V101H175ZM243 102V101H242ZM250 102V101H249ZM70 103V102H69ZM173 103V102H172ZM179 103V102H178ZM228 103V101L226 102V104ZM239 103H241V101H239ZM74 104V103H73ZM124 104V103H123ZM139 104V103H138ZM170 104H171V101H170ZM191 104V103H190ZM193 104V103H192ZM217 104V103H216ZM238 104V103H237ZM253 104V103H252ZM49 105V104H48ZM70 105V104H69ZM85 105H88V104H85ZM103 105H99V106H103ZM132 105V104H131ZM128 106V109L130 107V109H132V106ZM172 105V104H171ZM171 105H169V109L168 111L170 112V109H171ZM174 105V104H173ZM194 105V104H193ZM209 105V104H208ZM235 105V104H234ZM232 106V107H235V106ZM243 105V103H242ZM26 106V105H25ZM42 106V104H41ZM137 106V105H136ZM140 106V105H139ZM176 106V104L174 105V107ZM177 106H182V105H179L177 104ZM176 106V107H177ZM191 106V105H190ZM195 106V105H194ZM199 106V105H198ZM200 106H202L200 104ZM204 106H205V103H204ZM202 106V108L204 107ZM215 106V105H214ZM230 106V105H229ZM237 106V105H236ZM244 106V105H243ZM44 107V106H43ZM112 107V106H111ZM134 107V106H133ZM173 107V108H174ZM183 107H184V104H183ZM248 107V106H247ZM34 108V107H33ZM42 108V107H41ZM51 108V107H50ZM58 108V107H57ZM55 108V109H57ZM108 108V107H106ZM139 108V107H137ZM179 108V107H177ZM182 108V107H181ZM196 108V107H195ZM195 108H192L193 110ZM205 108V107H204ZM245 108V107H244ZM40 109V107H39ZM81 109V108H79ZM129 109V110H130ZM133 109H136V108H133ZM156 109V108H155ZM160 109V108H159ZM184 109V108H182ZM181 109V110H182ZM187 109V108H186ZM185 109V110H186ZM190 109V108H189ZM190 109V112L193 110ZM206 109V108H205ZM212 109V108H211ZM246 109V108H245ZM15 110V109H14ZM52 110V108H51ZM60 109L58 108L57 111H53V115L51 116V119L49 120H44L43 124H42V127L39 124V126H37L36 124H34V120H33V115L31 113V111H29L27 108L26 110L24 109L23 113L24 115H26L30 120V121H33V124H29V130H28V136L30 135H34V134H38V136L40 137V142L33 146L31 149L32 151H38L39 152V155L37 156H40L39 160L36 161V162H32V165L34 166H38L39 163H57V164H69L71 163L72 161V153L75 152V150L77 149L76 146L72 145V143H70L69 141V133L71 132L72 128H71V125L74 121V114L68 110V109H64L63 113H59ZM96 110V108H95ZM149 110V109H148ZM153 110V109H152ZM179 110V109H178ZM217 110V109H215ZM234 110V109H233ZM36 111V110H35ZM78 111V110H77ZM81 111V110H80ZM98 111L100 113V107L98 108ZM128 111V110H127ZM132 112H136L135 110H131ZM130 111V113L132 114V112ZM167 111V112H168ZM180 111V110H179ZM189 111V110H188ZM186 110V112H188ZM218 111V110H217ZM229 111V109H228ZM232 111V110H231ZM230 111V113H231ZM19 112V111H18ZM16 112V113H18ZM89 112V111H88ZM97 112V111H96ZM117 112V111H116ZM138 112V111H137ZM143 112V111H142ZM149 112V111H148ZM209 112V111H208ZM251 112V111H250ZM253 112V111H252ZM3 113V112H2ZM49 113V112H48ZM52 113V112H51ZM98 113V112H97ZM96 113V114H97ZM118 113V112H117ZM129 113V114H130ZM156 113V112H155ZM221 112H215V115L216 116H220ZM56 114V115H55ZM101 114V113H100ZM98 114V115H100ZM119 114V113H118ZM127 114V116L129 115ZM137 114V113H136ZM141 114V112H140ZM145 114V113H144ZM150 114V113H149ZM169 114V113H168ZM171 114V113H170ZM184 114V113H183ZM226 114V113H225ZM18 115V114H17ZM46 115V114H45ZM44 115V116H45ZM59 117V121H56L55 119H53V116H57ZM95 115V114H94ZM105 115V113H104ZM117 114L115 113V116ZM138 115V114H137ZM175 115V114H174ZM186 115V114H184ZM212 115V114H211ZM211 115L209 116V118L211 117ZM222 115V114H221ZM227 115V114H226ZM39 116V115H38ZM37 116V117H38ZM49 116V117H50ZM101 116V115H100ZM164 116V115H163ZM181 116V115H180ZM225 116V115H224ZM252 116V115H251ZM11 117V116H9ZM37 117H34V118H37ZM56 117V118H58ZM117 117V116H116ZM123 117V116H122ZM133 114L132 116H130V118H133ZM149 117V115H148ZM175 117V116H174ZM5 118V117H4ZM107 117L105 116L104 119H106ZM128 118V117H127ZM146 118V117H145ZM144 118V119H145ZM157 118V117H156ZM159 118V117H158ZM179 118V117H178ZM191 118V117H190ZM216 118V117H214ZM221 116H220V120H221ZM241 117H239L240 119ZM250 118V117H249ZM263 118V117H262ZM144 119H136L134 120L131 124L132 126L130 127V132L131 134H135V135H139L141 136V138L146 141V142H150L148 140V134H149V129H147V127H145L146 125V122L144 121ZM223 119V118H222ZM237 119V118H236ZM10 120V119H9ZM12 120V119H11ZM19 120V119H18ZM21 120V119H20ZM148 120V119H147ZM219 120V121H220ZM225 120V119H224ZM228 120V119H227ZM226 120V121H227ZM245 120V119H244ZM14 121V120H13ZM17 121V120H16ZM161 121V120H159ZM225 121V122H226ZM235 121V120H234ZM246 121V120H245ZM5 122V121H4ZM229 122V120H228ZM238 122V121H237ZM6 123V122H5ZM86 123V122H85ZM117 123V122H116ZM115 123V124H116ZM211 125H212V122H210ZM209 123V124H210ZM215 123V122H214ZM218 121H216L215 124H217ZM224 123V122H223ZM227 123V122H226ZM225 123V124H226ZM239 123V122H238ZM253 123V122H252ZM2 124V122H1ZM17 124V123H16ZM26 124V123H25ZM207 124V117H205L203 114L201 113H198L196 115V119H195V128H197L198 130L199 129H203ZM230 124V123H229ZM246 124V123H245ZM4 125V124H3ZM7 125V124H6ZM87 125V124H86ZM232 125V124H231ZM241 125V124H240ZM78 126V125H77ZM210 126V125H209ZM214 126V125H213ZM239 126V125H237ZM243 126V125H242ZM6 127V126H5ZM20 127V125H19ZM85 127V126H84ZM82 127V128H84ZM109 127H112V126H108ZM124 128V126H122ZM155 127V126H154ZM208 127V125H207ZM224 127V126H222ZM226 127V126H225ZM236 127V126H235ZM234 127V129H235ZM1 128V127H0ZM3 128V127H2ZM26 128H28V126H26ZM26 128H23V129H26ZM81 128V127H80ZM117 128V127H115ZM229 128V127H227ZM231 128V127H230ZM243 128V127H242ZM252 128V127H251ZM6 129V128H5ZM16 129V128H14ZM22 129V130H23ZM85 129V128H84ZM94 129H96L94 127L93 124H91V127H88L85 131H84V134H85V137H86V141L90 144V147L91 146H95V142L98 141L97 139V136H95V131ZM107 129V128H106ZM111 129V128H110ZM113 129V128H112ZM152 129V128H151ZM114 130V129H113ZM155 130V128H154ZM217 130V129H216ZM246 130V128L244 129V131ZM2 131V130H1ZM17 131V129H16ZM121 131V130H120ZM158 131V130H157ZM185 131V130H184ZM183 131V132H184ZM223 131V130H221ZM220 131V132H221ZM242 131V130H241ZM243 131V132H244ZM258 131V130H257ZM5 132V131H3ZM19 132V131H18ZM105 132V131H104ZM109 132V131H108ZM151 132V131H150ZM234 132V131H233ZM239 132V131H238ZM2 133V132H1ZM22 133V132H21ZM98 133V130L96 129V134ZM211 133H212V130H211ZM214 133V131H213ZM216 133V131H215ZM218 133V132H217ZM226 133V131H225ZM242 133V132H241ZM260 133V132H259ZM169 134V133H168ZM235 134H237V132H235ZM234 134V135H235ZM2 135V134H1ZM10 135V134H9ZM109 135H110V132H109ZM167 135V134H166ZM229 135H232L229 134ZM227 135V136H229ZM244 135V133H243ZM26 136V137H28ZM35 136V135H34ZM33 137V141L35 140ZM168 136V135H167ZM201 136V135H200ZM204 136V135H202ZM38 137V138H39ZM54 137V139L52 138ZM56 137V139H55ZM103 137V136H102ZM174 137V136H173ZM180 137V136H179ZM185 137V135H184ZM214 137V136H213ZM212 137V138H213ZM232 137V136H231ZM237 137L239 138L238 134H237ZM236 137V138H237ZM244 137V136H243ZM50 138L53 139V141L55 140V144L59 145V146H62L64 147L66 150L65 151H56L55 149L53 150V148H50ZM71 138V137H70ZM106 138V137H105ZM226 138V137H225ZM242 138V137H241ZM28 138H26L27 140ZM51 139V140H52ZM73 139V138H72ZM104 139V138H103ZM172 139V138H171ZM186 139V138H185ZM215 139V138H214ZM245 139V138H244ZM25 141V137L23 139H21V142ZM36 140L37 137H36ZM35 140V142H37ZM167 140V139H166ZM182 140V139H181ZM204 140V139H203ZM207 140V138H206ZM222 140V139H220ZM225 140V139H223ZM231 140V139H230ZM241 140V139H240ZM250 143L251 145L254 147V151H253V162H252V165H253V168L250 169L251 173L250 175L248 176L250 178L252 172H256L258 171V174H253L254 178H252L249 182H250V185L248 187V191H249V194L244 196V192H247L245 190H243V188L245 187L244 186V181L240 178V173L242 172L243 173V168L240 169L237 168L238 164L236 165L235 168H237L238 170L240 169L239 172H235V170H233L235 172V175H233V177L231 178V180L233 181V183L231 184H222V185H217L216 184L218 183V180L222 179L223 177H221L219 179V173H216L215 172V168H216V165L215 163H212L210 162V159L206 158L205 160L209 161V162H203L201 165L197 166L196 167V170H194L195 172V177L193 178V180L186 185L185 187V190H186V197L188 199L189 202H192L193 205H197L199 206L200 210L203 212V216L201 218V221L203 223H205L207 225V229L208 230H203V229H200V228H197L196 225H195V221L194 219L191 217L190 215V218H186V220L184 221H181L179 224L180 226H171L167 223H163L161 225V228L159 229L158 233L151 239V237L149 239H145L144 236L142 234H138L136 231H134L133 233H129L130 235V240H137L139 242V247H137L134 251L133 250H128L130 252H126L128 254H124V256H121L120 260L119 261L120 263L119 264H159V263H162L164 261L165 264H173L170 260L171 259H174L175 256H173V253H174V250L173 249V253L172 255L170 254L169 252V245L171 244V241H170V244H169V238L171 236H174V239H175V243H176V249H177V252H178V264H264V134H254L250 137ZM19 141V140H17ZM101 141V140H100ZM139 141V140H138ZM138 141H135L134 143H137ZM158 141V140H157ZM169 141V140H168ZM178 141V140H177ZM184 141V140H183ZM198 141V140H197ZM205 141V140H204ZM227 141V140H226ZM243 141V140H242ZM248 141V140H247ZM246 141V142H247ZM20 142V141H19ZM199 142V141H198ZM209 141H207L208 143ZM54 143V142H53ZM51 143V144H53ZM80 143V141H79ZM171 143V142H170ZM179 143V142H178ZM202 143V142H201ZM206 143V144H207ZM99 144V143H98ZM138 144V143H137ZM168 144V143H167ZM172 144V143H171ZM183 144V143H181ZM205 144V143H204ZM214 144V143H213ZM217 144V143H216ZM219 144V143H218ZM221 144V143H220ZM228 144V143H227ZM87 145V144H86ZM198 145V144H197ZM196 145V146H197ZM236 145H238L236 143ZM241 145V144H240ZM4 146V145H3ZM98 146V145H97ZM114 146V145H112ZM19 147V146H18ZM83 147V146H82ZM99 147V146H98ZM131 147V146H130ZM176 147V146H175ZM228 147V146H226ZM242 147V145H241ZM2 148V147H1ZM21 148V146L19 147ZM58 148V147H57ZM79 148V147H78ZM133 148V147H132ZM174 148V147H172ZM180 148V147H179ZM212 148H215V146H213ZM63 149V148H62ZM84 149V148H83ZM112 149V148H111ZM109 149V150H111ZM195 151L193 152V154L191 155V157H194V158H199L201 155L198 151H196V148H194ZM222 149V148H221ZM224 149V148H223ZM233 149V147H232ZM237 149V146L235 147V149H233L234 151ZM96 150V149H95ZM99 150V149H98ZM199 150V149H198ZM229 150V149H228ZM240 150V148H239ZM238 150V151H239ZM100 151V150H99ZM118 151V150H117ZM215 151V150H213ZM220 151V150H219ZM8 155L6 156L8 159V162L10 161L15 170L17 171V173L19 175H21V173H19V171L21 172V169H23V162L21 161L22 158H20V155H19V152H18V148L17 146L15 145L14 142H10L8 144V151H7ZM29 152V151H28ZM57 152V153H56ZM92 152V151H91ZM218 152V150H217ZM27 152L24 151V155H26ZM56 153V154H54ZM87 153V152H86ZM176 153V152H175ZM212 153V152H211ZM222 153V152H221ZM226 153V152H225ZM224 153V154H225ZM251 153V152H250ZM35 154V153H33ZM54 154V156H52ZM90 154V153H89ZM32 155V154H31ZM77 155V154H75ZM95 155V156H94ZM94 157L96 158V154L94 153ZM174 155V154H173ZM219 155V153H218ZM226 155H229V154H226ZM247 155V154H246ZM34 156V155H33ZM32 156V157H33ZM36 156V157H37ZM213 156H214V153H213ZM217 156V155H215ZM234 156V155H233ZM1 157V156H0ZM28 157V156H27ZM26 157V161L27 159L30 157L27 158ZM77 157V156H76ZM91 156H89V159H90ZM93 157V159H95ZM153 157V156H152ZM169 157V156H168ZM242 157V155H241ZM244 157V156H243ZM88 158V157H87ZM121 158V157H120ZM159 158V157H158ZM205 158V157H204ZM215 158V157H214ZM251 158V156H250ZM75 159V158H74ZM116 159V158H115ZM160 159V158H159ZM163 159V158H162ZM201 159V157L199 158ZM213 159V158H212ZM211 159V160H212ZM217 159V158H216ZM32 160H35L34 158H32ZM82 160V159H81ZM92 160V157L91 159ZM164 160V159H163ZM162 160V161H163ZM219 160V162H222L223 160L221 159H217V161ZM221 160V161H220ZM227 160V159H225ZM224 160V161H225ZM246 160V159H245ZM25 161V160H24ZM25 161V162H26ZM80 161V159H79ZM196 162H198V160H196ZM229 162V161H227ZM232 162H234L232 160ZM10 163V164H11ZM74 163V162H73ZM80 163L78 162L77 160V164ZM95 163V162H94ZM163 164V163H162ZM225 162H224V166H225ZM232 164V163H231ZM236 164V161L235 163ZM50 165V164H49ZM68 165V166H69ZM84 165V164H83ZM219 165H222L221 163ZM156 166V165H155ZM173 166V165H172ZM248 166V165H247ZM46 168V166H44ZM53 167V165H52ZM78 167V166H77ZM76 167V168H77ZM83 167V166H82ZM151 167V166H150ZM176 167V166H174ZM189 167V166H188ZM194 167V165H193ZM51 168V167H49ZM48 168V169H49ZM79 168V167H78ZM186 168V167H185ZM250 167H248V170H249ZM25 169V168H24ZM85 169V168H84ZM177 169V168H176ZM222 169V168H221ZM26 170V169H25ZM58 170V169H57ZM60 170V168H59ZM68 170V169H67ZM110 170V168H109ZM112 170V169H111ZM226 170H228L227 173H230V170H231V167L230 169H228V167L226 168ZM245 170H246V167H245ZM255 170V171H254ZM77 171V170H76ZM105 171V170H104ZM153 171V170H152ZM223 171V170H222ZM232 171V172H233ZM35 172V171H34ZM55 172V170H54ZM112 171H110L111 173ZM114 172V171H113ZM137 172V171H136ZM174 171L172 170V173ZM177 172V170H176ZM191 172V171H190ZM261 172V174H259ZM44 173H46L44 171ZM51 173V172H50ZM59 173V172H58ZM81 173V171L79 172ZM161 173V172H160ZM159 173V174H160ZM4 174V173H1V175ZM55 174V173H54ZM57 174V173H56ZM78 174V173H77ZM86 174V173H85ZM131 174V173H130ZM175 174V173H174ZM188 174V173H187ZM194 174V173H192ZM224 175L225 173L221 172V175ZM234 174V173H233ZM72 175V174H71ZM104 175V173H103ZM190 175V174H189ZM188 175V176H189ZM229 175V174H228ZM252 175V176H253ZM7 176V175H6ZM5 176V177H6ZM10 176V175H9ZM8 176V177H9ZM81 176V174H80ZM101 176V175H100ZM176 176V175H175ZM227 175L224 176L223 179H226L225 178ZM243 177V175H241ZM251 176V177H252ZM4 177V178H5ZM29 177V176H28ZM47 177H50L51 176H47ZM46 177V179H47ZM70 178H72L71 176H69ZM135 177V176H134ZM145 177V176H144ZM3 178V179H4ZM31 178V177H30ZM37 178V176H36ZM79 178V177H78ZM82 178V177H81ZM125 179V177H123L121 175V180L122 179ZM247 178V177H246ZM15 179V178H14ZM91 179V178H90ZM174 179H176L174 177ZM230 179V178H229ZM234 179V180H233ZM263 179V180H262ZM34 180V179H33ZM89 180V179H88ZM96 180V179H95ZM135 180V179H134ZM246 180V179H245ZM262 180V182H261ZM11 181V180H10ZM41 181L44 182L43 178H41ZM78 181V180H77ZM75 179L71 180V179H68L66 181V186L64 184V186L66 187L65 188V191L63 193V195L60 196V194L56 195L57 191H55V188L54 190H51L50 189V196H48L50 199H54V202H56V200L58 202L57 205L59 204L62 208V210H65L66 212L68 213H71L73 211H80V212H83L85 214H96L98 216V214H100V216H104V214H102L103 211V208H107V206L104 207L103 205V202L104 200H101L103 201L102 202V207L99 206V204H96L98 202H101V201H98V202H90V197H91V193L89 191H87L88 189L82 187L78 182H77ZM87 181V180H86ZM103 181V180H102ZM157 181V180H155ZM228 181V180H227ZM248 180H246V183H247ZM95 182V181H94ZM100 182V181H99ZM114 182V181H113ZM118 184H121L120 181L118 180ZM123 182V181H122ZM126 182V181H125ZM37 183V182H36ZM47 183V182H46ZM49 184L51 183L48 182ZM62 183V182H61ZM96 183V182H95ZM116 183V182H115ZM130 183V182H129ZM39 184V183H38ZM148 184V183H146ZM6 185V184H5ZM40 185V184H39ZM44 185V184H43ZM62 185V184H61ZM109 185V184H108ZM42 186V185H41ZM40 186V187H41ZM49 186V185H48ZM54 186V185H53ZM89 186V185H88ZM91 186V185H90ZM89 186V187H90ZM98 186V184L96 185ZM116 186V184L114 185ZM157 186V185H156ZM259 187V192L258 193V190H256L255 192V187ZM47 187V185L45 186ZM87 187V186H86ZM92 187V186H91ZM127 187V186H126ZM135 187V186H134ZM256 187V188H257ZM44 188V187H43ZM124 188V187H122ZM121 188V189H122ZM30 189V188H28ZM61 189V188H60ZM109 189V188H108ZM107 189V190H108ZM114 189V187H113ZM120 189V190H121ZM127 189V188H126ZM132 189V187H131ZM41 190V189H40ZM49 190V189H48ZM58 190V189H57ZM106 190V191H107ZM115 190V189H114ZM141 191V190H140ZM49 192V191H48ZM56 192V193H55ZM93 192V191H92ZM22 194V192H20ZM49 194V193H48ZM95 194L97 195V193L95 192ZM100 194V193H99ZM122 194V193H121ZM119 194V195H121ZM247 194V193H246ZM14 195V194H13ZM93 196V198H95V196ZM102 196V194H100ZM100 195H97L98 197H100ZM125 195V194H124ZM96 196V197H97ZM129 196V195H128ZM16 197V196H15ZM41 197V196H40ZM97 197V198H98ZM120 197V196H119ZM132 197V196H131ZM139 197V196H138ZM7 198V197H6ZM10 198V197H8ZM96 198V200H97ZM121 198V197H120ZM123 198V197H122ZM47 199V197H46ZM56 199V200H55ZM102 199V198H101ZM112 199V197H111ZM127 199V198H126ZM133 199V198H131ZM130 199V201H131ZM10 200V199H9ZM40 200V199H39ZM43 200V199H42ZM49 200V199H48ZM95 199H92V201H96ZM100 200V199H99ZM113 201V199H112ZM120 201V200H118ZM124 201V200H123ZM128 201V203L130 202ZM154 201V200H153ZM173 201V200H172ZM52 202V201H51ZM50 202V203H51ZM53 202V203H54ZM155 202V201H154ZM49 203V202H48ZM50 203L48 206H50ZM91 203L94 205H98L95 207L96 210L93 211V205H91ZM127 203V202H126ZM175 203V202H174ZM191 203V204H192ZM16 204V203H15ZM165 204V203H163ZM246 205V210L247 212L249 211L250 214H253L254 217H251L252 215L249 216V214H246L247 215H244V213L240 210V205ZM11 205V204H10ZM32 205V204H31ZM45 205V207H48L46 206V204H43V206ZM53 205V204H52ZM51 205V206H52ZM56 205V206H57ZM121 205V204H119ZM19 206V205H18ZM37 206V205H36ZM50 206V207H51ZM55 206V204L53 205ZM55 206V207H56ZM143 206V205H141ZM182 206V205H181ZM180 206V207H181ZM11 207V206H10ZM123 207V205H122ZM44 208V207H43ZM42 208V209H43ZM53 208V207H51ZM46 209L48 210V212H52L53 209ZM58 208V207H57ZM192 208V207H191ZM218 209L216 212H215V209ZM243 208V207H242ZM23 209V208H22ZM21 209V210H22ZM59 209V208H58ZM111 208L109 207V209L107 210V213L108 211L110 210ZM118 209V208H117ZM123 209V208H122ZM142 209V208H141ZM183 209V208H182ZM186 209V208H184ZM45 210V211H46ZM51 210V211H50ZM55 210V209H54ZM99 210V211H98ZM114 210V209H113ZM124 210V209H123ZM122 210V211H123ZM136 210V209H135ZM158 210V209H157ZM179 210V209H178ZM25 211V210H24ZM118 211V210H117ZM115 210V212H117ZM130 211V210H129ZM140 211V209H139ZM153 211V210H152ZM166 211V210H165ZM27 212V211H25ZM97 212V213H96ZM105 212H106V209H105ZM103 212V213H105ZM134 212V211H133ZM137 212V211H136ZM146 212V211H145ZM156 212V211H155ZM4 213V212H3ZM14 213V212H12ZM59 213V212H58ZM106 213V214H107ZM132 213V212H131ZM142 213V212H141ZM149 213V212H148ZM167 213V212H166ZM188 213V212H187ZM1 214V213H0ZM6 214V213H5ZM47 214V213H46ZM66 214V213H65ZM72 214V213H71ZM111 214V213H110ZM108 214V215H110ZM112 214H116V213H113ZM123 214V213H122ZM134 214V213H133ZM155 214V213H154ZM262 215V218H259L257 219L258 215ZM39 215V214H38ZM50 215V214H49ZM48 215V217H49ZM52 215V213H51ZM50 215V216H51ZM121 215V214H120ZM146 215V213H145ZM198 215V214H197ZM7 216V215H6ZM21 214L17 217V220H18V224H12L13 221H4L3 219H0V232L3 233L4 236H7L5 235L7 232H11V231H15V233L17 234L15 236V239L12 238V241L15 242L14 245H13V249L11 251H9L10 247L7 249L8 252L4 253L3 256L1 257L0 259V264H33V263H37L38 264V260L41 258L39 256H41V252L42 254L44 253V249H41L40 245H38L39 243H37V245L35 244L36 242L34 241V238L36 240V236H34L36 233H29V235H23L22 231L20 230V217ZM26 216V215H25ZM44 216V214H43ZM42 216V217H43ZM54 215H52L53 217ZM61 216H63L61 214ZM77 216V214H76ZM99 216V217H100ZM111 216V215H110ZM116 216V215H115ZM11 217V215H10ZM36 217V216H34ZM45 217V216H44ZM47 217V216H46ZM117 217V216H116ZM127 217V216H126ZM38 218V219H37ZM37 220L39 221V217L37 216ZM103 218L105 217H102V219L99 221V226L101 228V226L105 227V228H108L106 226L103 225V223L105 222L103 220ZM137 218V216H136ZM147 218H148V214H147ZM145 217V220L147 219ZM150 218V217H149ZM148 218V219H149ZM152 218V217H151ZM170 218V217H169ZM196 218V217H195ZM252 218V219H251ZM30 219V218H29ZM35 219V220H36ZM41 219V218H40ZM59 219V217H58ZM57 219V220H58ZM76 219V218H75ZM119 219V218H118ZM147 219V220H148ZM159 219V218H158ZM256 219V220H255ZM73 220V219H72ZM107 222H110L111 220H116L115 218L113 219H106ZM110 220V221H108ZM154 220H155V217H154ZM179 220V218L177 219ZM22 221V220H21ZM24 221V220H23ZM37 221V223H39ZM131 221V219L129 220ZM134 221H135V218H134ZM133 221V222H134ZM200 221V222H201ZM29 222V221H28ZM31 223L33 222H36V221H30ZM71 222V221H70ZM112 222V221H111ZM115 223V221H113ZM23 223V222H22ZM77 223V222H76ZM84 223V222H83ZM148 223V222H147ZM202 223V224H203ZM75 224V223H73ZM117 223H115V226H116ZM122 224H123V221H122ZM120 224V226L122 225ZM140 224V223H139ZM158 224V223H157ZM79 225V224H77ZM90 225V224H89ZM109 225V224H107ZM112 225V224H111ZM109 225V227L111 228L112 226ZM131 225V224H130ZM129 225V226H130ZM151 225V224H150ZM50 226V225H49ZM81 226V225H80ZM114 226V225H113ZM119 226V225H118ZM124 226V225H123ZM128 226V225H127ZM201 226V225H200ZM98 227V225L96 226ZM126 227V226H125ZM120 230L122 229V227H118ZM140 228V227H139ZM150 228V227H149ZM31 229V227H30ZM55 229V228H53ZM82 229V228H81ZM90 229V228H89ZM104 229V228H102ZM113 229V228H112ZM151 229V228H150ZM220 229L223 231L224 233V236H225V240L223 242H220L222 240L221 236L218 237L220 234ZM33 230V229H32ZM31 230V231H32ZM38 230H39V227H38ZM37 230V231H38ZM60 229L58 228L57 230V233L60 234L61 232H64V231H59ZM108 230V229H107ZM142 230V229H141ZM94 231V230H93ZM109 231V230H108ZM114 231V230H113ZM122 231V230H121ZM124 231V230H123ZM215 231H217V235L215 234ZM87 232V231H86ZM104 232V231H103ZM106 232V231H105ZM47 233V232H46ZM76 233V232H75ZM115 233V231L113 232V234ZM141 233V232H140ZM14 234V232H13ZM48 234V233H47ZM74 234V233H73ZM98 234V233H97ZM124 234V233H122ZM62 235V234H61ZM116 235V234H115ZM126 235V234H125ZM128 233L126 235V237L129 236ZM153 235V234H152ZM10 236V235H9ZM39 236V235H38ZM45 236V234H44ZM8 237V236H7ZM110 237V236H109ZM118 237V236H117ZM219 238V242L217 240V238ZM6 238V237H5ZM52 238V237H51ZM122 238H123V235H122ZM221 238V239H220ZM114 239V238H113ZM125 239V238H124ZM129 239V237L127 238ZM173 239V238H172ZM39 240H40V237H39ZM47 240V239H46ZM60 240V239H59ZM116 240V239H114ZM38 242V240H36ZM42 241V240H41ZM40 241V242H41ZM8 242V241H7ZM73 242V241H72ZM76 242V241H75ZM78 242V241H77ZM117 242V241H115ZM115 242L112 243L115 245ZM137 242V243H138ZM4 243V242H3ZM74 243V242H73ZM72 243V244H73ZM130 243V242H129ZM128 243V244H129ZM101 244V243H100ZM119 244V243H118ZM135 244V242H134ZM1 245V244H0ZM63 245V244H62ZM131 244H129L130 246ZM133 245V244H132ZM132 245L130 247H132ZM36 246V247H35ZM39 246V250L38 247ZM72 246V245H71ZM108 246V245H106ZM113 246V245H112ZM2 247V246H1ZM45 247V246H43ZM70 247V245H69ZM120 247V246H118ZM110 248V246H109ZM125 247L120 248L119 251L121 253H119V255H123V251L122 250H126L124 249ZM38 249L39 250V254L37 255V259H35V261H33V263L31 262L32 259V255L34 254V258L36 257V254L34 253L35 250ZM90 249V248H89ZM116 249V247H115ZM114 249V250H115ZM132 249V248H131ZM3 250V249H2ZM93 250V249H91ZM107 250V247L105 250H102V251H106ZM112 250V249H111ZM136 250H140L138 252V254L136 253L137 251ZM37 251V250H36ZM94 251V250H93ZM133 251V252H132ZM107 252L109 254L110 253V250ZM118 252V251H117ZM136 254H135V253ZM176 252V253H177ZM107 253V254H108ZM58 254V253H56ZM101 254V252H100ZM100 254L98 253V255L100 256ZM108 254V255H109ZM141 254V255H140ZM46 255V254H45ZM59 255V254H58ZM114 255H115V252H114ZM137 255H140L139 257H141V259L138 258ZM175 255V254H174ZM104 256V254H103ZM113 256V255H112ZM112 256H106L107 258H104L105 261H108L107 259H110L111 260V257ZM71 256H69L68 258L69 259H73V256L70 258ZM177 257V256H176ZM98 258V257H97ZM78 259V258H77ZM116 259V258H115ZM118 259V258H117ZM45 260V259H44ZM44 260H40L39 263L41 262L42 264H48L46 262H44ZM54 260V259H53ZM52 260V261H53ZM56 260V259H55ZM87 260V258L85 259V261ZM80 261V260H79ZM113 261V260H112ZM44 262V263H43ZM59 262V261H58ZM63 262V261H62ZM93 262V261H92ZM100 262V261H99ZM60 263V262H59ZM102 263V262H101ZM116 263V262H115ZM63 264V263H61ZM80 264V263H79ZM92 264V263H91ZM111 264V263H110ZM114 264V263H112Z\"/></svg>", "mask_w": 264, "mask_h": 264}]
</instances>
